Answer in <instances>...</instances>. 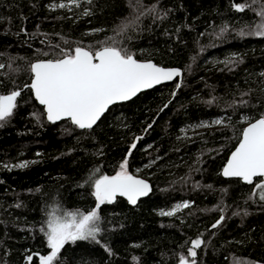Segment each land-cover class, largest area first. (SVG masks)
<instances>
[{
    "label": "trees",
    "instance_id": "trees-1",
    "mask_svg": "<svg viewBox=\"0 0 264 264\" xmlns=\"http://www.w3.org/2000/svg\"><path fill=\"white\" fill-rule=\"evenodd\" d=\"M262 2L0 0V94L22 90L0 122V264H29L30 255L39 264L50 251L41 231L49 213L93 209L85 181L96 169L115 174L125 159L151 191L135 205L119 196L102 205L100 243L69 242L58 264H264V200L255 187L264 178L249 184L221 172L245 125L264 114V37L239 34L259 22ZM109 38L138 58L180 67L181 76L111 105L92 129L48 121L25 87L30 65L77 46L95 51ZM185 202L173 216L160 214ZM195 239L204 243L193 258Z\"/></svg>",
    "mask_w": 264,
    "mask_h": 264
},
{
    "label": "snow or ice",
    "instance_id": "snow-or-ice-1",
    "mask_svg": "<svg viewBox=\"0 0 264 264\" xmlns=\"http://www.w3.org/2000/svg\"><path fill=\"white\" fill-rule=\"evenodd\" d=\"M136 2L139 4V0ZM257 2L259 0H253V3ZM72 3L77 4V0H72ZM53 7L64 8L66 5L61 3ZM234 7L242 12L251 5L236 4ZM147 12L154 13L155 8L147 9L132 20L122 22L118 26L117 35L125 33L139 21L141 15ZM88 14L85 12V15ZM256 15L260 18L259 22L252 25L248 33L241 30L239 33L241 36L264 37V7H261ZM226 30L224 28L221 31ZM109 40L111 43L107 40L100 42L101 47L95 51L77 46L71 53L64 52L60 59L37 61L30 65L33 78L31 84L25 87L30 88L35 100L44 106L48 121L56 123L67 119L79 129H92L110 105L131 100L143 90L181 76L179 69H166L150 61H138L125 49L116 46L117 41L114 38ZM3 67L4 65L0 64V68ZM21 91L13 90L8 94H0V122L7 121L13 115ZM215 123L220 124L222 121L217 120ZM2 126L3 124L0 123V127ZM131 148H136V144L133 143ZM26 166L27 163L17 165L20 168ZM97 173L99 169H96L85 181L93 189L92 195L96 201L93 209L86 213L80 210L64 211L63 214H57L58 210L49 213L46 228H42L41 231L44 232L50 251L47 255L39 256V264H58L61 251L69 242L100 243L98 236L102 232L101 206L114 203L118 196L126 197L130 204L135 205L139 198L147 196L151 191L145 180L129 173L127 159L121 162L119 170L114 175H97ZM222 175L238 177L249 184L253 183L255 177L264 178V116L244 128L239 144L231 153ZM255 187L261 189L260 199L264 200V183H257ZM189 206V203L185 202L176 205L172 211H162L160 214L173 216L181 208ZM223 219L224 217L221 216L212 228L218 227ZM203 243L202 239L191 241L192 247L189 248L191 257H196V249ZM32 259L31 255L27 257L29 264ZM180 264H189V262L181 257ZM191 264H196L195 259Z\"/></svg>",
    "mask_w": 264,
    "mask_h": 264
},
{
    "label": "water",
    "instance_id": "water-1",
    "mask_svg": "<svg viewBox=\"0 0 264 264\" xmlns=\"http://www.w3.org/2000/svg\"><path fill=\"white\" fill-rule=\"evenodd\" d=\"M86 50H87V48H85ZM134 56V55H133ZM60 58H62V57H60ZM60 58H42V59H38V60H36V61H34V63L35 62H37V61H43V60H55V59H60ZM134 58L135 59H137L138 61H141V62H148V61H150V62H152V63H154V64H156V65H158V66H160V67H163V68H166V69H179L180 71H182L181 70V68L180 67H178V66H165V65H162V64H159V63H157V62H155L153 59H151V58H138V57H136V56H134ZM175 79V78H174ZM164 82H166V81H164ZM163 83V82H162ZM161 84V83H160ZM156 86V85H155ZM121 102V101H120ZM111 106V105H110ZM109 106V107H110ZM261 116H264V114H262ZM261 116H258V117H256L255 119H252V120H250L246 125H245V127L244 128H246L247 126H248V124L249 123H251V122H254L255 120H257V119H259V118H261ZM244 130V129H243ZM241 139V138H240ZM240 141V140H239ZM239 141H238V143L236 144V146L231 150V152L229 153V155H228V158H227V160L224 162V164H223V166H222V169H221V172H222V170H223V168H224V166L227 164V161H228V159L230 158V156H231V153L233 152V151H235V149H236V147L238 146V144H239ZM130 174H132V175H134V176H136L137 178H140V179H143V180H145L148 184H149V186H150V189H151V183H150V180L147 178V177H145V176H143V175H141V174H139V173H136V172H129ZM114 175V174H113ZM111 176V175H110ZM254 179V178H253ZM144 197V196H143ZM126 198V197H125ZM142 198V197H141ZM127 199V198H126ZM140 199V198H139ZM138 199V200H139ZM138 202V201H137Z\"/></svg>",
    "mask_w": 264,
    "mask_h": 264
},
{
    "label": "rangeland",
    "instance_id": "rangeland-1",
    "mask_svg": "<svg viewBox=\"0 0 264 264\" xmlns=\"http://www.w3.org/2000/svg\"><path fill=\"white\" fill-rule=\"evenodd\" d=\"M261 7H264V2H262L260 5H258V10H260L261 9Z\"/></svg>",
    "mask_w": 264,
    "mask_h": 264
}]
</instances>
